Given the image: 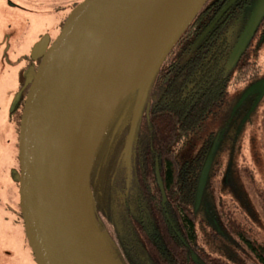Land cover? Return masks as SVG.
<instances>
[{
	"label": "trees",
	"instance_id": "1",
	"mask_svg": "<svg viewBox=\"0 0 264 264\" xmlns=\"http://www.w3.org/2000/svg\"><path fill=\"white\" fill-rule=\"evenodd\" d=\"M207 5L163 62L135 128L138 91L132 90L115 108L96 150L90 175L94 215L118 264H238L247 258L264 264V234L238 209L231 172L218 168L215 131L207 129L230 89L224 66L235 44V17L229 10L220 14V1ZM258 69L255 64L251 78ZM245 78L239 75L231 85ZM211 150L204 192L212 194L210 210L204 195L199 206L196 197ZM256 173L237 174L251 185ZM253 189L264 207V190ZM221 223L231 244L212 249L210 242L223 239Z\"/></svg>",
	"mask_w": 264,
	"mask_h": 264
},
{
	"label": "water",
	"instance_id": "2",
	"mask_svg": "<svg viewBox=\"0 0 264 264\" xmlns=\"http://www.w3.org/2000/svg\"><path fill=\"white\" fill-rule=\"evenodd\" d=\"M160 1L83 0L69 14L54 42L39 49L42 60L23 108L19 139L20 213L36 264H106L98 237L118 264L96 223L92 167L87 176L82 147L94 104L125 58L139 27ZM208 1L183 2L141 79L122 96L138 91L133 129L163 62ZM263 13L264 0L254 23ZM212 162L213 150L201 173L197 206L202 202ZM158 179L163 191L159 172Z\"/></svg>",
	"mask_w": 264,
	"mask_h": 264
},
{
	"label": "rangeland",
	"instance_id": "3",
	"mask_svg": "<svg viewBox=\"0 0 264 264\" xmlns=\"http://www.w3.org/2000/svg\"><path fill=\"white\" fill-rule=\"evenodd\" d=\"M73 1L81 3L83 0L0 1V263L35 264L24 225L18 216L19 136L9 121L8 106L32 72L28 71L31 70L28 68L29 57L35 56L50 35L57 34L59 23ZM245 40V37L241 38L233 49L228 69H235L237 59L245 49ZM258 64L260 71L254 81L239 83L228 92L222 114L216 112L217 117L208 122L207 129L217 131L224 122L228 123L222 148L226 151L218 149L217 155L223 156L225 169L231 172L235 184L231 192L240 203L238 209L251 215V221L264 234V207L253 189L264 190V49ZM255 168L257 173L251 185L237 174L239 169L247 172ZM211 195L206 190L204 206L210 210L214 208ZM223 227L221 223L218 228L222 240L214 244L209 239L212 249H224L231 244ZM238 264L259 263L254 258H247L245 263Z\"/></svg>",
	"mask_w": 264,
	"mask_h": 264
},
{
	"label": "bare ground",
	"instance_id": "4",
	"mask_svg": "<svg viewBox=\"0 0 264 264\" xmlns=\"http://www.w3.org/2000/svg\"><path fill=\"white\" fill-rule=\"evenodd\" d=\"M185 0H161L148 14L133 39L125 58L111 73L107 84L94 104L84 136L82 153L85 160L84 173L91 170L95 150L100 142L104 127L122 96L144 74L159 46L172 18ZM125 72V75H124ZM90 205L91 194L86 193ZM97 244L104 255L106 264H117L105 249L103 240L98 237Z\"/></svg>",
	"mask_w": 264,
	"mask_h": 264
},
{
	"label": "flooded vegetation",
	"instance_id": "5",
	"mask_svg": "<svg viewBox=\"0 0 264 264\" xmlns=\"http://www.w3.org/2000/svg\"><path fill=\"white\" fill-rule=\"evenodd\" d=\"M0 1H4V0H0ZM210 1L211 0H209L206 3V6H204V11L206 10L205 8H207L208 6L207 4H209ZM218 1H220V6H222V10H221L222 12L220 13L221 15L224 14L223 12H227V10H229L230 14H232L235 17L233 21L234 28L230 31L231 34L235 35L234 36L235 44L224 66V74L226 76H229L230 78V82H229L230 89H228V92H229L239 83L241 84V83H246L248 81H254V79L256 78V76L258 75L260 71V66L258 64V58L260 56L261 51L264 49V13L260 16V18H258L259 20L257 19L256 22L254 23L256 12L262 0H216V3ZM222 3H224V6ZM78 4L79 2L77 1L75 2L73 1L70 4L71 9L61 19L57 34H55V36L50 35L46 43L48 42L49 44H52L54 42L56 37L61 32L69 14L73 11V9ZM244 37L246 39L245 49L240 53V56L237 59L235 69L230 70L228 69L227 64L230 59L231 53L233 49L235 48V46L238 44V42L241 40V38H244ZM41 56H42V51L41 52L38 51L35 53V56L29 57L30 64L28 68H30L31 70H28V71L29 72L32 71V72L29 78L27 79V81L20 87V90L12 96V102L10 103V107L8 106L7 111L9 115V121L10 123L14 125L13 128L18 134L19 139H20V122L22 118L23 108L25 106L26 98H27V95H28V92L31 86L33 75L41 63V60H42ZM255 64H257L259 69L257 73L255 72L256 76L254 78H251V75H253L254 73ZM239 75H242V76L246 75L247 78L239 81V83L235 85H231L232 83L235 82V80L237 79ZM228 92L226 94L225 101L223 102V104H221L220 108L217 111L220 113V115L222 114L225 102L228 98ZM227 127H228V123L224 122V126L222 124V128L215 131L214 138H215V142L217 146V153H218V149L219 151H221V149L223 148ZM18 146H19V142H18ZM18 150H19V147H18ZM225 151L226 149H222V152H225ZM18 154H19V151H18ZM222 157L223 156L221 155L220 157L216 158V163H217L218 168L223 170L226 168L225 167L226 164L222 161ZM18 162H19V158H18ZM19 167H20V162H19ZM18 216H19V221H21L23 224L22 215L20 211H18ZM0 264H26V263H0Z\"/></svg>",
	"mask_w": 264,
	"mask_h": 264
}]
</instances>
